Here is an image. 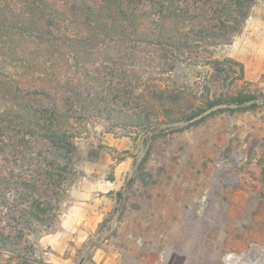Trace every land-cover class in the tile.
Returning <instances> with one entry per match:
<instances>
[{"label":"rangeland","instance_id":"374dc122","mask_svg":"<svg viewBox=\"0 0 264 264\" xmlns=\"http://www.w3.org/2000/svg\"><path fill=\"white\" fill-rule=\"evenodd\" d=\"M18 1L1 2L18 9ZM113 47L108 50L113 56L124 49ZM39 49L30 45L26 51ZM54 49L41 50L47 51L44 58ZM103 50L90 51L92 56L81 52L80 60H90L87 70L102 65ZM208 50L212 54L199 50L182 57L172 71L161 59L159 68L139 55L126 61L135 101L121 115L104 113L75 125L80 134L61 210L52 225L28 238L34 261L0 250V264H225L230 254L252 250L255 257L235 263L259 264L264 256V0L255 1L240 32L210 43ZM211 56L232 58L222 64L231 75L214 74ZM235 61L243 64L242 76L235 75L240 69ZM153 89L174 91L178 98L163 104ZM241 93L257 97L246 106L253 107L224 104L239 110L211 115L214 108L206 109L182 130L172 124V118L203 106V96ZM139 112L150 114L148 129L128 120Z\"/></svg>","mask_w":264,"mask_h":264},{"label":"trees","instance_id":"16d2710c","mask_svg":"<svg viewBox=\"0 0 264 264\" xmlns=\"http://www.w3.org/2000/svg\"><path fill=\"white\" fill-rule=\"evenodd\" d=\"M1 1L0 250L27 263L34 261L28 257L34 251L28 238L52 225L61 210L80 134L75 125L104 113L108 118L121 115L135 101L126 61L139 55L159 68L161 59L170 62L172 71L184 56L199 50L212 54L208 45L240 32L256 0H20L19 11ZM30 45L40 49L27 54ZM51 45L55 49L44 58L47 51L41 50ZM111 46L124 49L113 56ZM100 49L104 62L87 70L90 60H80L81 52L92 56ZM231 61L211 56L209 63L214 74L228 77L222 64ZM234 63L240 66L235 75L242 76L243 64ZM153 90L163 104L178 98L168 89ZM255 98L242 93L203 96V106L171 121L182 130L206 109L214 108L211 115L233 112L239 108L223 105ZM128 120L145 129L153 123L148 112Z\"/></svg>","mask_w":264,"mask_h":264},{"label":"water","instance_id":"95a60500","mask_svg":"<svg viewBox=\"0 0 264 264\" xmlns=\"http://www.w3.org/2000/svg\"><path fill=\"white\" fill-rule=\"evenodd\" d=\"M256 101H257V100H252V101H249V102L237 103V104H235V106H236V107H246V106H248V105H250V104H252V103H255ZM254 246H258V245H257V244H254ZM246 254H249L247 258H249V257H255V255H256V254L253 252V250H252V251H250V252H242V253L240 254V258L245 257ZM229 256H230L229 259H231V258L233 259V258H235L236 254H235V253H232V254H230ZM82 261H83V260H82ZM259 263H260V264H263V263H264V256H262V257L259 259ZM225 264H232V263H226V262H225Z\"/></svg>","mask_w":264,"mask_h":264},{"label":"bare ground","instance_id":"6f19581e","mask_svg":"<svg viewBox=\"0 0 264 264\" xmlns=\"http://www.w3.org/2000/svg\"><path fill=\"white\" fill-rule=\"evenodd\" d=\"M257 247H258V246H257ZM258 248H259V247H258ZM248 255H249V254H246L245 257H248ZM229 257H230V256H229ZM229 257L227 256V257L225 258V262H226V263L236 264L235 261H237V259L240 258V254H239V255L236 254L235 258H233V259H232V258L229 259ZM259 264H260V263H259Z\"/></svg>","mask_w":264,"mask_h":264}]
</instances>
